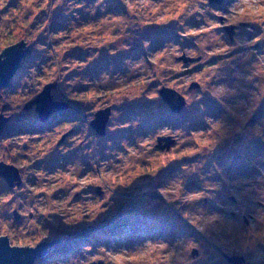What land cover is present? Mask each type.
<instances>
[{"label":"rangeland","instance_id":"rangeland-1","mask_svg":"<svg viewBox=\"0 0 264 264\" xmlns=\"http://www.w3.org/2000/svg\"><path fill=\"white\" fill-rule=\"evenodd\" d=\"M22 39L0 236L61 239L33 264H264V0H0V54ZM48 84L69 107L41 121Z\"/></svg>","mask_w":264,"mask_h":264},{"label":"water","instance_id":"water-1","mask_svg":"<svg viewBox=\"0 0 264 264\" xmlns=\"http://www.w3.org/2000/svg\"><path fill=\"white\" fill-rule=\"evenodd\" d=\"M210 2L221 3L223 0H209ZM229 36L232 38L235 33V26L229 25L225 26ZM23 41V39L21 40ZM24 42V41H23ZM26 43V42H25ZM29 49L25 45H10L5 48L0 56V89L7 86L12 80L15 73L21 67V61L27 56ZM1 55V54H0ZM55 84L45 85L42 92L39 93L35 99L28 101L25 104V109H30L36 106V111L39 114L41 121H47L50 116L62 109L68 107L66 102L55 101L51 95L52 88ZM160 94L163 99L171 105L174 97L175 91L169 88H163L160 90ZM178 103L176 105V111L179 110L183 104L181 99H177ZM174 102L173 104H175ZM111 109H101L96 113L95 119L92 120L91 125L97 130L98 134H105L107 122L109 120ZM10 117L5 116L3 111L0 113V135L4 131V128L8 124ZM166 143H162V141ZM159 147L168 148L174 142L171 136L159 137ZM0 175L3 176L10 186L21 183V176L19 169L14 165L7 164L4 162L0 163ZM15 216L20 217L19 213L15 211ZM61 239H56L54 241H43L37 243L36 246H14L10 244V240L7 236H0V264H33L36 260L44 257L49 252L55 241H60ZM197 252V250H196ZM230 260L236 264L243 260L241 257H229ZM91 264H104L103 262H92Z\"/></svg>","mask_w":264,"mask_h":264},{"label":"trees","instance_id":"trees-1","mask_svg":"<svg viewBox=\"0 0 264 264\" xmlns=\"http://www.w3.org/2000/svg\"><path fill=\"white\" fill-rule=\"evenodd\" d=\"M16 45H25L26 46V43L23 41H20V42L16 43ZM28 49H29V51H28V53H29L31 51V49L30 48H28ZM0 56H2V54Z\"/></svg>","mask_w":264,"mask_h":264},{"label":"flooded vegetation","instance_id":"flooded-vegetation-1","mask_svg":"<svg viewBox=\"0 0 264 264\" xmlns=\"http://www.w3.org/2000/svg\"><path fill=\"white\" fill-rule=\"evenodd\" d=\"M174 100H175V101L177 100V99H176V97H175V99H174ZM68 107H69V105H68ZM5 128H6V127H5ZM5 128H4V131H5ZM4 131H3V132H4ZM3 132H2V134H3ZM2 134H1V135H2Z\"/></svg>","mask_w":264,"mask_h":264}]
</instances>
